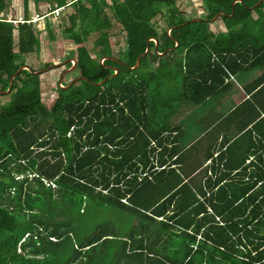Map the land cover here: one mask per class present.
<instances>
[{
  "label": "trees",
  "instance_id": "obj_1",
  "mask_svg": "<svg viewBox=\"0 0 264 264\" xmlns=\"http://www.w3.org/2000/svg\"><path fill=\"white\" fill-rule=\"evenodd\" d=\"M177 1L70 0L79 76L50 108L26 63L35 23L0 17V264H264V70L246 81L264 66V0H204V18ZM112 21L123 47L100 33L92 58L84 42ZM231 74L248 97L196 120ZM182 102L198 105L174 119Z\"/></svg>",
  "mask_w": 264,
  "mask_h": 264
},
{
  "label": "rangeland",
  "instance_id": "obj_2",
  "mask_svg": "<svg viewBox=\"0 0 264 264\" xmlns=\"http://www.w3.org/2000/svg\"><path fill=\"white\" fill-rule=\"evenodd\" d=\"M10 4L8 8L3 12H0V16H4L9 21L20 19L23 17L20 12L22 9V1L20 0H9ZM67 3L61 7L59 11V15L55 16L53 13H49V15H45V17L38 18V15L44 14L46 12H36L38 15L33 14L34 9H32L33 14L31 17H35V20H32L35 23L39 33L38 38L40 40V47L37 52H31L26 54V63L27 67H32L37 70L39 74L40 81V96L41 101L47 106L51 107L53 104V99L57 95V87L63 86L68 81H75L78 79H73V77L77 78L79 76V71L75 69V51L76 46L64 37L63 29L69 27V20L67 16L73 11L72 5L66 0ZM30 4L33 6V0H30ZM177 5L182 14L185 15L186 18H204L207 9L204 6V0H178ZM16 13L13 10H18ZM39 9H36L38 11ZM45 10V9H44ZM47 11V10H46ZM61 12V13H60ZM109 12V9H107ZM48 13V11H47ZM29 14V15H31ZM110 14V12H109ZM256 16L255 12L253 13ZM40 20H38V19ZM49 21L51 24V28L46 29L45 23ZM113 22V26L108 29H101L100 31L92 32L88 37L84 44L89 48L92 58H96L97 51L99 50V46H94V41L100 33L106 32L108 34V42L111 46V51L113 56H117L118 52L124 45V35L119 32L118 25ZM154 27L157 30L167 29L165 25L164 15H156L155 18L152 19ZM209 30L211 34L214 35L219 31L225 30V25L219 15L207 21ZM14 24V23H13ZM15 25V24H14ZM77 29V27H76ZM54 37V38H53ZM17 33L14 30L13 40L16 42ZM151 50V49H149ZM70 56L69 60L64 59L65 56ZM177 55L176 57H178ZM71 62V66H67V62ZM103 60L100 59V62ZM155 64H153L154 66ZM7 91V90H6ZM237 96V95H236ZM214 98V96H213ZM7 101V98L4 96H0V107L2 104ZM188 101V100H186ZM185 101V102H186ZM182 102L178 108V111L182 110V114L186 111V109H195L197 108L198 103L191 102L189 104ZM201 110L204 109L205 103H202ZM209 109V108H208ZM178 113L174 119H178L181 115ZM202 171L199 172L201 174ZM200 236H198L199 238Z\"/></svg>",
  "mask_w": 264,
  "mask_h": 264
},
{
  "label": "crops",
  "instance_id": "obj_3",
  "mask_svg": "<svg viewBox=\"0 0 264 264\" xmlns=\"http://www.w3.org/2000/svg\"><path fill=\"white\" fill-rule=\"evenodd\" d=\"M5 1L8 3V6H9L10 1L9 0H5ZM20 1H22L21 11L17 12V11H19V8H17L18 10H13V12L21 13V15L23 17L25 16V14H27L28 18H30L36 12L42 13V12L49 11L50 9L54 8L55 4H56V3H53L52 0H33V6H32V4H30V0H27L26 8H25L24 0H20ZM69 1L70 0H68V2ZM8 6H7V8H8ZM6 9H4V11ZM32 9H34L33 14H31ZM36 9H39V10L36 11ZM0 12H3V11L0 10ZM61 12H62V10H61ZM29 14H31V15H29ZM36 14H38V13H36ZM0 17H4V16H0ZM38 20H40V19H38ZM262 70H264V66H262V69L261 68L254 69L251 72V74L249 75V77L246 78V81L248 82V81L255 79V77L258 76L262 72ZM227 82H232V85L229 87V89L227 91L222 92V93L214 96V98L212 97V98L205 99V101H204V103L206 104L204 107L205 111L201 110V113L197 112L196 114H194L196 120L201 119V118L205 119V120L206 119L209 120V118H211L213 120L218 119V118H222V117L226 116L230 112V110L233 109L237 104H239L243 99H246L248 97L247 93L243 90L241 83L238 82L235 75H232L231 78L229 77L227 79ZM189 110L190 109H186V111L182 115L185 116L187 114H190L191 112H188ZM202 113H204V116L201 115ZM213 115H215V116H213ZM222 133H223V131H221V133H219V137H221ZM219 140H220V138H219Z\"/></svg>",
  "mask_w": 264,
  "mask_h": 264
},
{
  "label": "built area",
  "instance_id": "obj_4",
  "mask_svg": "<svg viewBox=\"0 0 264 264\" xmlns=\"http://www.w3.org/2000/svg\"><path fill=\"white\" fill-rule=\"evenodd\" d=\"M60 10H61L60 8H55V9L52 11V13H53L55 16H58ZM47 14H49V12H48V13L46 12V13L41 14V15H38V14H36V15H38V16H37L38 18H41V17H45V15H47ZM38 18H37V19H38ZM6 20L9 21L7 18H6ZM32 20H35V17H30V18L27 19V20H25L24 17H21L20 19H17L16 22H15V20H10V22L14 23L15 26H16V24H17L18 22L32 21Z\"/></svg>",
  "mask_w": 264,
  "mask_h": 264
},
{
  "label": "clouds",
  "instance_id": "obj_5",
  "mask_svg": "<svg viewBox=\"0 0 264 264\" xmlns=\"http://www.w3.org/2000/svg\"><path fill=\"white\" fill-rule=\"evenodd\" d=\"M69 3H70V1H69ZM61 7H63V6H57L56 4H55V7L54 8H52V9H50L48 12L51 14L52 13V11L55 9V8H60L61 9ZM49 15V14H48ZM29 19V18H28ZM10 22V21H9ZM29 22H33V23H36V22H34V21H29ZM19 23V22H18ZM17 25V24H16ZM15 31H16V29H14ZM169 32V31H168ZM16 33H17V31H16ZM14 34V33H13ZM232 77V76H231ZM230 77V78H231ZM150 144L151 145H153V146H155V143H154V141L152 140L151 142H150ZM155 147H157V146H155ZM159 148H157L156 150H158Z\"/></svg>",
  "mask_w": 264,
  "mask_h": 264
},
{
  "label": "water",
  "instance_id": "obj_6",
  "mask_svg": "<svg viewBox=\"0 0 264 264\" xmlns=\"http://www.w3.org/2000/svg\"><path fill=\"white\" fill-rule=\"evenodd\" d=\"M136 65H137V63H136ZM136 65H135V66H136ZM12 77H13V76H12ZM12 77H11V80H12Z\"/></svg>",
  "mask_w": 264,
  "mask_h": 264
}]
</instances>
